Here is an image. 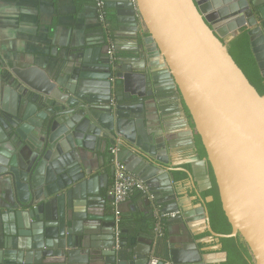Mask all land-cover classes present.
Segmentation results:
<instances>
[{"label": "water", "instance_id": "95a60500", "mask_svg": "<svg viewBox=\"0 0 264 264\" xmlns=\"http://www.w3.org/2000/svg\"><path fill=\"white\" fill-rule=\"evenodd\" d=\"M118 1L105 0L135 29L139 21L147 32L134 56L119 55L115 68L107 47L99 49L104 56L97 59L84 50L59 91L30 99L20 85L10 83L6 91L9 104L0 107V177L9 178L13 200L2 216L0 264H64L69 252L94 257L92 263L147 264L150 241L124 232L116 248L114 218L104 216L100 193L107 175L86 177L82 169L79 152H92L101 142L118 146L116 160L145 183L162 214L181 210L190 221L186 205L198 201L192 206L204 219L209 236L202 240L209 247L164 245L166 261L221 264L226 253L220 252V239L239 235L253 264H264V95L226 47L246 30L264 78V5L250 10L247 0H134L135 11L131 0ZM164 92L174 93L188 113L193 129L182 115L190 144L195 132L205 159L194 153L187 167L175 168L156 157L166 154L169 141L160 127L147 126L145 106ZM208 166L229 235L210 227L205 203L212 198L201 197L212 188ZM179 177L190 184L191 197L176 199L172 181Z\"/></svg>", "mask_w": 264, "mask_h": 264}, {"label": "crops", "instance_id": "0c3cea01", "mask_svg": "<svg viewBox=\"0 0 264 264\" xmlns=\"http://www.w3.org/2000/svg\"><path fill=\"white\" fill-rule=\"evenodd\" d=\"M111 1L115 4L119 3L118 0ZM247 1L250 10L252 5L253 7L264 5V0ZM118 10L116 7H107L105 2L108 27L104 31L98 22L95 0H0V107L6 109L9 104L5 94L10 88V83L15 86L20 85L26 91L27 99L34 96L46 97L64 88L68 83L76 56L84 50H92V56L97 59L104 56L99 49L112 43L117 59L119 55L134 56V50L144 46L146 29L139 21L138 30L135 29L127 15H117ZM99 29L102 30L103 41L97 37ZM131 66L134 71L135 68ZM164 93L153 100H147L145 106L147 126L160 127L161 136L169 141V144L166 143V154L156 157L162 159L169 167H187V162L195 152L183 120L182 112H186L183 107L181 108V102L174 99L176 97L174 93ZM19 106L18 101L13 105L15 110ZM117 147L109 144L104 146L101 142L92 152L84 150L79 152L86 177L104 175L108 177L107 188L100 186L102 198L106 200L103 205L106 217L113 216L111 199L108 195L112 184L109 152ZM172 188L176 199L181 196L182 198L192 196L190 184L186 181L181 182L180 177L172 181ZM12 200L13 193L9 178L0 177V231L3 225L2 216L8 213ZM190 202L186 205L188 210L186 213L190 221H186L181 210L177 213H169L174 217H165V220H162V236L157 237L154 233V223L153 226L151 223L145 224L146 228L141 218L148 210L151 213L155 210L154 212L161 215V206L156 204L154 195L150 202L144 195L135 193L127 202L119 205L120 238L126 232L129 238L134 236L150 241L152 243L150 255L163 260H165L164 245L173 247L178 244L194 243L198 250L209 247V244L203 243L202 240L209 236L208 233L206 235L204 219L195 213L197 210L195 205L192 206L198 204V201ZM190 213H193L192 216ZM111 231L113 235V228ZM81 254L69 252L64 264H100L92 263L94 257Z\"/></svg>", "mask_w": 264, "mask_h": 264}, {"label": "trees", "instance_id": "16d2710c", "mask_svg": "<svg viewBox=\"0 0 264 264\" xmlns=\"http://www.w3.org/2000/svg\"><path fill=\"white\" fill-rule=\"evenodd\" d=\"M98 32L99 33L97 34V37H100L103 41L101 34L102 30L99 29ZM226 47L228 54L235 62L237 67L242 71L248 82L255 88L259 95H264V78L261 77L257 64L252 55L247 31L244 29L241 30L237 36L226 43ZM186 115L189 125L193 129L191 119L187 112ZM193 145L194 151L198 158L205 159V152L201 145L200 139L195 132H193ZM208 173L212 188L203 194V198L209 196L212 198V201L205 203V207L209 215L211 230L218 235H229L231 233V227L222 211L215 180L209 166ZM141 222L143 223L144 227H146L145 224L148 223H151L153 226L154 217L150 210L144 214V217L141 218ZM219 244L221 246L220 252L226 253V261L221 264H253L249 250L239 235L235 238L220 239Z\"/></svg>", "mask_w": 264, "mask_h": 264}, {"label": "built area", "instance_id": "2783aa9c", "mask_svg": "<svg viewBox=\"0 0 264 264\" xmlns=\"http://www.w3.org/2000/svg\"><path fill=\"white\" fill-rule=\"evenodd\" d=\"M134 5V10L136 11L135 1L131 0ZM96 9L98 12V22L104 31L107 30L108 24L106 22V11L104 0H95ZM136 16L137 12H136ZM107 57L109 63L112 67L117 65L116 51L112 43L107 45ZM111 164L113 166V176L112 184L109 188L108 195L111 199V206L113 208V218H114V228L113 236L116 244V248H119L120 242V232L118 229V224L120 221L121 213L119 211V205L127 202L135 193L144 195L146 199L150 202L153 200V195L150 193L148 187L143 181L138 179L133 174L126 171L124 165L116 160L117 148H112L110 150ZM155 211V210H154ZM152 212L154 215V233L157 237L162 236V220L165 217L173 218V214H159ZM147 264H171L169 261L158 258L154 255H149Z\"/></svg>", "mask_w": 264, "mask_h": 264}, {"label": "flooded vegetation", "instance_id": "af4514ba", "mask_svg": "<svg viewBox=\"0 0 264 264\" xmlns=\"http://www.w3.org/2000/svg\"><path fill=\"white\" fill-rule=\"evenodd\" d=\"M210 190H211V189H210ZM208 191H209V190H208ZM208 191H206V192H208ZM206 192H204V193H206ZM204 193H203V194H204ZM203 194L201 195L202 199H205V198H209V197H210V196H209V197H204V198H203Z\"/></svg>", "mask_w": 264, "mask_h": 264}]
</instances>
